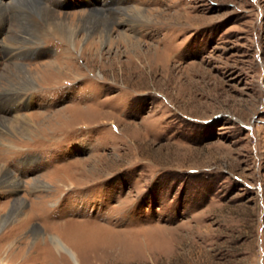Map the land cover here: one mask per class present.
Masks as SVG:
<instances>
[{"label":"rangeland","instance_id":"374dc122","mask_svg":"<svg viewBox=\"0 0 264 264\" xmlns=\"http://www.w3.org/2000/svg\"><path fill=\"white\" fill-rule=\"evenodd\" d=\"M1 1L0 264H264V0Z\"/></svg>","mask_w":264,"mask_h":264},{"label":"bare ground","instance_id":"6f19581e","mask_svg":"<svg viewBox=\"0 0 264 264\" xmlns=\"http://www.w3.org/2000/svg\"><path fill=\"white\" fill-rule=\"evenodd\" d=\"M123 1V0H122ZM16 3V2H15ZM120 3H121V0H117V5L118 6H120ZM124 3V2H123ZM12 4V3H11ZM122 4V3H121ZM6 6V2L5 1H1L0 0V31H2V29H3V22H2V20H4L3 19V17H4V12H2V11H4L3 10V8ZM24 7V6H23ZM124 8L125 7H122L121 9H123V11H125L126 13H125V15H126V19L124 20L125 22H127L128 24H130L131 25V27L133 28V30H135V31H137V29H136V25H138L137 24V22H140V21H143V22H150L147 18H146V16H145V14L143 13V11L141 10V9H133V11L131 12V13H129L128 11H127V9H125L124 10ZM15 10V9H14ZM22 10V9H21ZM24 10V9H23ZM20 11V10H19ZM48 12V11H47ZM22 13V12H21ZM51 15V14H50ZM52 16V15H51ZM54 16V15H53ZM47 18V17H46ZM144 19V20H143ZM34 20V19H33ZM36 20V19H35ZM45 20V19H44ZM140 20V21H139ZM50 21V20H49ZM58 21V20H57ZM56 21V22H57ZM62 21V20H61ZM40 22V21H39ZM54 23V26H53V30H51L52 32H55V33H57V34H59V35H61L62 36V38H64V39H66V41L67 42H69V43H73V41H74V32H75V29L74 28H72V27H70L69 25H67V24H64V23ZM38 23V22H37ZM41 27V26H40ZM36 28V27H35ZM47 28V27H46ZM21 30V29H20ZM37 31H38V29H36ZM40 30V29H39ZM43 30V29H42ZM42 30L41 31H39L40 32V34H41V32H42ZM64 30H67L66 32H64L63 33V31ZM35 33V32H34ZM108 30H106V32H105V34H103V36H102V38L104 39V38H106L107 36H108ZM43 34V33H42ZM31 37H34L33 35H31ZM42 37H43V35H42ZM126 37H128L125 33L124 34H122L121 35V37L120 38H126ZM15 38V37H14ZM35 38V37H34ZM33 39V38H32ZM33 43H34V41H32ZM36 42V41H35ZM95 47V43L94 42H92L91 43V45H90V47L89 48H87V51H89V53L90 52H93L94 51V48ZM135 46L133 45V48H134ZM26 49V48H25ZM135 49V48H134ZM24 50V49H23ZM139 50V49H138ZM135 51H137V50H135ZM20 53H23V51H19V53H17V54H20ZM140 53V52H139ZM16 54V55H17ZM135 54H136V52H135ZM139 58V57H138ZM26 72V71H25ZM27 77H28V79L31 81V82H34V78H32L31 77V75L30 74H28L27 73ZM30 84V83H29ZM0 125L2 126V128H8V127H10V126H13V125H11V124H9V122H8V120H7V118H5L4 116H0ZM4 171H6L7 172V169H4V168H2V167H0V187H4V188H6V191L8 190V191H10L11 193H16V192H18V190H19V186H20V181L19 180H17L16 178H14V177H11V176H8V175H4L5 174V172ZM38 184V183H37ZM2 189V188H1ZM15 201H17V202H21L22 203V201H23V199L22 198H19V197H17L16 199H15ZM8 217H9V215H8ZM13 217V216H12ZM58 244V243H57ZM59 245V244H58ZM3 260V259H2ZM1 260V261H2ZM4 261V260H3ZM6 264V263H5Z\"/></svg>","mask_w":264,"mask_h":264}]
</instances>
